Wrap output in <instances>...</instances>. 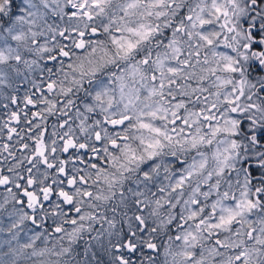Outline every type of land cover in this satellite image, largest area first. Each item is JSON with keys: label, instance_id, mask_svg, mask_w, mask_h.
<instances>
[{"label": "snow or ice", "instance_id": "obj_1", "mask_svg": "<svg viewBox=\"0 0 264 264\" xmlns=\"http://www.w3.org/2000/svg\"><path fill=\"white\" fill-rule=\"evenodd\" d=\"M0 264H264V0H0Z\"/></svg>", "mask_w": 264, "mask_h": 264}]
</instances>
